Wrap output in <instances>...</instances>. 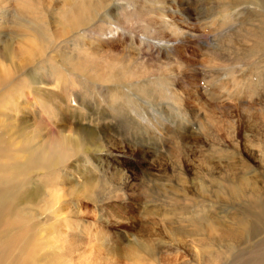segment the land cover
<instances>
[{"label": "clouds", "instance_id": "clouds-1", "mask_svg": "<svg viewBox=\"0 0 264 264\" xmlns=\"http://www.w3.org/2000/svg\"><path fill=\"white\" fill-rule=\"evenodd\" d=\"M21 7L31 23L0 58V264H173L177 253V264H264V217L223 212L190 173H176L178 187L164 202L130 173L119 185L97 168L86 177L81 165L96 161L65 111L80 109L83 94L112 117L159 131L163 105L209 145H201L202 157L246 172L251 161L241 151L236 166L235 141L248 114L264 121V0H23ZM21 106L29 110L27 135H13L15 128L5 135L6 115L17 124ZM52 188L64 190L58 211L67 219L41 212ZM96 193L134 209L130 218L101 222ZM74 205L85 227L70 247ZM249 216L247 238L239 239ZM102 233L116 249L106 257Z\"/></svg>", "mask_w": 264, "mask_h": 264}, {"label": "rangeland", "instance_id": "rangeland-1", "mask_svg": "<svg viewBox=\"0 0 264 264\" xmlns=\"http://www.w3.org/2000/svg\"><path fill=\"white\" fill-rule=\"evenodd\" d=\"M22 2L23 0H0V58L5 60L10 55L11 42L17 39L22 30L31 23L30 14L21 7ZM31 78L36 85L41 80V77L35 73ZM193 87H195L194 83ZM55 95L47 94L48 97ZM77 102L81 104L80 109L65 111L78 122L79 130L85 133L83 138L87 143L88 151L93 154V159L96 161L92 166L87 161L81 165L86 177L93 174V168H97L109 176L111 183L119 185L127 181V174L130 173L134 177L142 178L145 187L151 185L149 191L155 198L164 202L172 195L171 186L178 187L176 173L182 172L185 175L190 173L189 182L200 191L218 197L223 212L235 213L246 209L264 217V151L255 147L256 144L264 145V121H260L258 115H247L243 139L235 141L239 145L236 149V166L244 162L240 158L241 151L251 161L245 164L246 172H236L227 159L202 157L201 145L210 150L209 145L203 141L202 136L195 133L186 134L176 118L168 113L163 105H157L156 110L167 123L158 125L159 131H154L146 125H140L138 121L127 115L120 118L112 117L107 108H102L83 94H77ZM28 111L25 106L19 108L17 124L8 123L12 117L6 115L5 129L9 131H5L8 133L15 128L13 135L25 137L29 127L25 119ZM237 128H240L239 121ZM91 132L98 135L102 144L97 140H91ZM202 158L204 164L200 162ZM205 164L209 166L205 167ZM240 178L248 179V185L243 190L245 195L241 198L233 192ZM136 187L133 186L134 189ZM128 195L132 197L137 193L133 191ZM109 199L113 198L104 193L95 194L94 202L101 205V222L113 224L126 222L130 218L129 212L134 209L126 207L123 203H108ZM120 199L123 200V197ZM64 200L65 194L62 188L50 189V204L42 206V214L67 219L66 213L58 211ZM72 212L75 215L71 216L69 227L72 230L67 238L70 247L82 235L85 227V224L80 222L77 205L73 206ZM81 215H84L83 211ZM131 218L135 219V217ZM251 218L249 216L246 219ZM100 244L103 248L102 256L111 255L116 250L106 234H101ZM72 250L78 249L73 247ZM180 259L182 254L177 253L172 257L173 264H177Z\"/></svg>", "mask_w": 264, "mask_h": 264}, {"label": "bare ground", "instance_id": "bare-ground-1", "mask_svg": "<svg viewBox=\"0 0 264 264\" xmlns=\"http://www.w3.org/2000/svg\"><path fill=\"white\" fill-rule=\"evenodd\" d=\"M9 49V48H8ZM7 49V50H8ZM8 52V51H7ZM7 130V129H5ZM9 131V130H7ZM7 131L4 132V134L6 135L7 134ZM80 133L82 134V136L84 137L85 136V133L82 132L81 130H79ZM92 133V132H91ZM91 140H97L99 141L101 144H102V140L98 138V135L96 133H92L91 135ZM99 145V144H98ZM109 177V176H108ZM248 185V179L247 178H240V181L238 182V185L236 186V188L233 190V192L239 197L241 198V196L245 195L244 193V189L246 188L245 186ZM249 192V191H248ZM248 212H251V210H247ZM264 214V213H263ZM248 218V217H247ZM14 223H18L19 221H13ZM248 231H249V225H248V220L245 219L242 227H241V230H240V238L239 239H245L247 237V234H248ZM237 243H239V240L237 241Z\"/></svg>", "mask_w": 264, "mask_h": 264}]
</instances>
